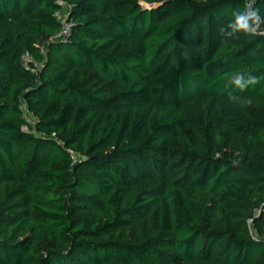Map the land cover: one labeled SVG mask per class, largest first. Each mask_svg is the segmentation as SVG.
Returning <instances> with one entry per match:
<instances>
[{
	"label": "trees",
	"instance_id": "1",
	"mask_svg": "<svg viewBox=\"0 0 264 264\" xmlns=\"http://www.w3.org/2000/svg\"><path fill=\"white\" fill-rule=\"evenodd\" d=\"M243 3L0 0V264H264V79L225 88L264 36L219 31Z\"/></svg>",
	"mask_w": 264,
	"mask_h": 264
},
{
	"label": "clouds",
	"instance_id": "2",
	"mask_svg": "<svg viewBox=\"0 0 264 264\" xmlns=\"http://www.w3.org/2000/svg\"><path fill=\"white\" fill-rule=\"evenodd\" d=\"M219 31L221 36L227 37L240 33L247 36H264V16L261 15L260 8L256 6V0H244L242 9L234 11L232 19ZM261 79L264 77H258L251 72L235 71L230 75L225 88H234L239 92H245L250 87L259 84ZM227 94L232 102L240 100V97L232 91H228Z\"/></svg>",
	"mask_w": 264,
	"mask_h": 264
},
{
	"label": "built area",
	"instance_id": "3",
	"mask_svg": "<svg viewBox=\"0 0 264 264\" xmlns=\"http://www.w3.org/2000/svg\"><path fill=\"white\" fill-rule=\"evenodd\" d=\"M60 4L62 5V3H60ZM67 9L69 11V8H67ZM56 18L59 21H61L62 30L54 39L62 41V40H65L68 37V35L70 34L71 26L66 22V19L65 20L61 19V13H58L56 15ZM29 61H30V59L24 58V64H25V67H26L27 70H28L27 66H28ZM22 116H23V119L25 120V124L22 127V131L25 132V133L31 132V133L34 134L35 133V127H36V124H37L36 118L30 116L26 112L25 109H22ZM71 159H72L73 162H76L78 160V157L76 155H72Z\"/></svg>",
	"mask_w": 264,
	"mask_h": 264
},
{
	"label": "rangeland",
	"instance_id": "4",
	"mask_svg": "<svg viewBox=\"0 0 264 264\" xmlns=\"http://www.w3.org/2000/svg\"><path fill=\"white\" fill-rule=\"evenodd\" d=\"M141 5H142V7L144 8V9H149V8H151L152 6H150L149 4H145V3H141ZM67 14H68V9H67V7H63V9H62V12H61V19L62 20H65L66 19V17H67Z\"/></svg>",
	"mask_w": 264,
	"mask_h": 264
}]
</instances>
